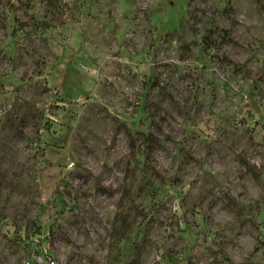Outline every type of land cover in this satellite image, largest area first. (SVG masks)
Instances as JSON below:
<instances>
[{
    "label": "rangeland",
    "instance_id": "rangeland-1",
    "mask_svg": "<svg viewBox=\"0 0 264 264\" xmlns=\"http://www.w3.org/2000/svg\"><path fill=\"white\" fill-rule=\"evenodd\" d=\"M0 264H264V0H0Z\"/></svg>",
    "mask_w": 264,
    "mask_h": 264
},
{
    "label": "trees",
    "instance_id": "trees-1",
    "mask_svg": "<svg viewBox=\"0 0 264 264\" xmlns=\"http://www.w3.org/2000/svg\"><path fill=\"white\" fill-rule=\"evenodd\" d=\"M207 40H208V38H205L204 39V45H203V52H205V51H207V49H209L210 48V41L209 42H207ZM130 142L132 143V140H130Z\"/></svg>",
    "mask_w": 264,
    "mask_h": 264
}]
</instances>
